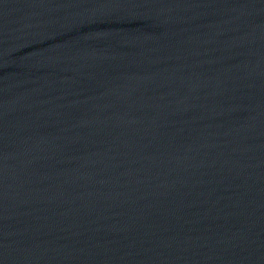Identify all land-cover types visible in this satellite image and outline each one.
Wrapping results in <instances>:
<instances>
[{
	"label": "water",
	"instance_id": "water-1",
	"mask_svg": "<svg viewBox=\"0 0 264 264\" xmlns=\"http://www.w3.org/2000/svg\"><path fill=\"white\" fill-rule=\"evenodd\" d=\"M0 264H264V0H0Z\"/></svg>",
	"mask_w": 264,
	"mask_h": 264
}]
</instances>
